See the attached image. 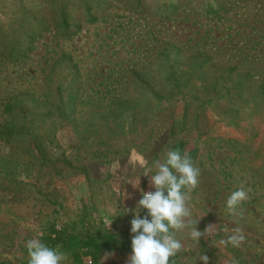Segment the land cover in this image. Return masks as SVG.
<instances>
[{"label":"rangeland","instance_id":"1","mask_svg":"<svg viewBox=\"0 0 264 264\" xmlns=\"http://www.w3.org/2000/svg\"><path fill=\"white\" fill-rule=\"evenodd\" d=\"M15 39L29 46L19 59L7 56ZM131 70L161 95L133 84ZM261 82L264 0H0V123L2 103L21 94L37 106L25 116L38 119L41 143L28 131L0 138V264H15L46 224L82 207L102 222L109 208L134 209L140 189H154L130 161L151 166L177 148L200 168L190 201L197 228L212 224L199 244L181 234L177 258L264 264ZM241 187L246 239L234 248L220 241L237 226L225 202ZM106 253L103 264L130 254Z\"/></svg>","mask_w":264,"mask_h":264},{"label":"clouds","instance_id":"2","mask_svg":"<svg viewBox=\"0 0 264 264\" xmlns=\"http://www.w3.org/2000/svg\"><path fill=\"white\" fill-rule=\"evenodd\" d=\"M130 163L145 169L142 175L148 177V183L154 191L140 189L141 198L134 209L124 207L122 215L131 212L130 221L131 253L126 264H176L177 256L186 251L181 234L187 235L193 242L199 244L202 237L211 232L212 224L203 231L198 230L199 219H193V208L190 205L191 193L199 186L200 168L192 157L181 153L180 149H170L165 155L148 165L141 157ZM131 183V182H129ZM134 188L139 186L131 183ZM248 191L243 187L232 191L225 202V215L237 225L231 234L220 241L222 245L239 248L246 236L240 222L244 216L242 203L248 199ZM146 210L141 218V212ZM103 223L111 230L113 219L120 214L109 208ZM57 224V231L60 230ZM54 238V236H53ZM27 250V264H65L67 254L58 248L49 247L39 238L29 239L25 244ZM111 253L102 256L101 264ZM210 257L200 254L193 264L203 261L209 264Z\"/></svg>","mask_w":264,"mask_h":264},{"label":"trees","instance_id":"3","mask_svg":"<svg viewBox=\"0 0 264 264\" xmlns=\"http://www.w3.org/2000/svg\"><path fill=\"white\" fill-rule=\"evenodd\" d=\"M89 20L95 19V16H88ZM61 26L65 29L68 25L61 20ZM77 29V26L75 30ZM68 32L67 34H70ZM16 40H10L7 44L11 51L7 53V56L19 59L25 55L24 51L29 50L28 48H20L16 43ZM15 50L16 52H13ZM13 52V54H12ZM131 80L133 84L142 87L146 91H151L155 98H157L158 90H152L151 86L148 85L143 76L139 73L131 70ZM220 74V75H224ZM226 79L227 76H222ZM263 83L261 82L256 86L259 94H262ZM179 87V86H178ZM157 92V93H156ZM17 95L8 96L5 102L2 103L1 112L6 113L8 119L3 120L0 123V138L6 140L15 139L16 133H27L30 134L31 143L34 145H41L38 135L35 131L37 128V120L29 118L25 115L32 114L36 115L38 112L35 111L36 105H31L26 100H22ZM58 104H53V109H56ZM18 118V119H17ZM13 120V121H12ZM27 122V123H26ZM32 130L34 133H32ZM123 214V213H122ZM116 216L113 219L111 230L104 226V223L99 218H94L88 213L84 207H82L79 216L75 219L64 221L60 224V230L57 231L56 226L53 223H48L44 226L39 239L45 244L52 248H58L60 251L67 254L72 264L81 263L84 257L89 258L90 264H98L102 256L109 250H117L119 252L131 253V233H130V221L133 215L130 213ZM145 215V211L141 212V218ZM54 236V238H53ZM15 264H27V250H24L23 256L15 262ZM176 264H187L184 261L176 258Z\"/></svg>","mask_w":264,"mask_h":264}]
</instances>
